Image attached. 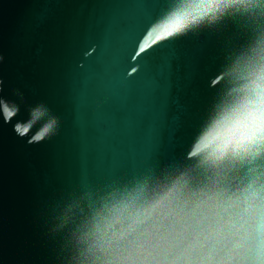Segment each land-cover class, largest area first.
<instances>
[{"label": "water", "instance_id": "1", "mask_svg": "<svg viewBox=\"0 0 264 264\" xmlns=\"http://www.w3.org/2000/svg\"><path fill=\"white\" fill-rule=\"evenodd\" d=\"M168 7L0 0V104L17 109L0 112V264H61L50 225L69 193L183 163L254 14L160 42L148 29ZM53 115L57 134L35 139Z\"/></svg>", "mask_w": 264, "mask_h": 264}, {"label": "clouds", "instance_id": "2", "mask_svg": "<svg viewBox=\"0 0 264 264\" xmlns=\"http://www.w3.org/2000/svg\"><path fill=\"white\" fill-rule=\"evenodd\" d=\"M261 2L169 0L148 29L158 41L254 14L249 40L226 57L219 99L183 163L65 197L50 225L60 238L61 264H264ZM10 111L7 119L17 113ZM58 130L53 115L43 135Z\"/></svg>", "mask_w": 264, "mask_h": 264}, {"label": "snow or ice", "instance_id": "3", "mask_svg": "<svg viewBox=\"0 0 264 264\" xmlns=\"http://www.w3.org/2000/svg\"><path fill=\"white\" fill-rule=\"evenodd\" d=\"M0 112H2V113L4 114V118H5L6 120H7V118H6V116H5V112H7L8 116H12V115H13L12 112L8 109V107H7V106H4V105H2V104H0ZM36 115H39V112H37ZM17 130H18L21 134H23V133H25V132L28 131L27 127H20V126H17ZM42 135H43V132L40 133V136H42ZM40 136L35 137V139L39 140V139H40Z\"/></svg>", "mask_w": 264, "mask_h": 264}]
</instances>
